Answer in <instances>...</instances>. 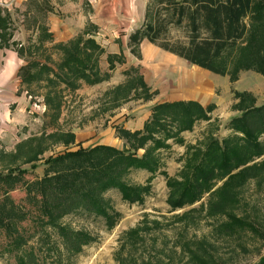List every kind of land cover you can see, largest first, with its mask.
Segmentation results:
<instances>
[{"label": "rangeland", "instance_id": "obj_1", "mask_svg": "<svg viewBox=\"0 0 264 264\" xmlns=\"http://www.w3.org/2000/svg\"><path fill=\"white\" fill-rule=\"evenodd\" d=\"M80 2L26 0L24 5L9 11L5 3L0 2V18L8 16L5 31L11 34L6 46L16 53L20 47L24 49L23 57L17 53L23 66L41 61L55 69L62 58L61 52L54 48L55 44L68 43L81 35L85 27L95 26L90 4L84 2L80 6ZM50 16H55L57 23L51 25ZM42 27L52 34L51 41L38 42ZM95 28V32L87 37L94 38L103 47L98 69L109 78L95 85L81 83L76 90L60 84L61 107L56 119L44 100L48 91L46 82L23 84L17 72V95L24 96L25 100L21 113L12 124L6 125L0 120V173L14 168L24 171L18 173L19 179L14 186L0 188V264H16L13 254L5 252L16 231L30 238L24 247L29 264H55L51 258L44 260L37 249L38 240L40 243L44 236L41 232L44 210L41 195L33 185L43 176L44 162L67 151L99 145L129 149L125 140L119 138L118 130L141 131L152 108L159 104L156 57L152 53L146 55L145 41L139 47V57L131 53L128 44L122 46L120 42L139 27L103 31ZM1 31L0 28V34ZM59 35L69 40L58 42ZM117 48L119 53H110ZM119 55H122L123 63H118L116 58L114 69L109 70L107 57ZM193 68L197 82L204 85L203 71ZM138 76L143 77L149 93H153L146 100V93L136 86V81H131ZM208 76L209 88L202 106L214 105L208 114L210 119L198 121L190 132L181 133L183 143L166 142L169 148L157 152L162 164L159 171L151 174L133 170L124 177L132 186H148L149 193L142 203L130 205L116 190L105 192V199L120 215L113 229H108L102 218L93 215L75 214L62 219L63 224L84 229L95 239L70 260L71 264H256L264 256V155L254 161L261 165L256 176L233 185L236 200L223 214H213L210 205L218 199L217 189L226 178L217 182L194 205L172 210L166 202L169 194L167 177L178 178L186 163L188 148L203 149L209 137L222 140L231 134L228 122L240 113L235 94L247 93L254 105L264 104V78L254 70L240 71L235 82L230 81L229 75L209 72ZM197 89H200L199 85ZM68 134H74V140L65 145ZM261 141L264 144V136ZM35 153H38L37 161L25 163ZM143 154V149L137 151V155ZM33 164L37 167L32 168ZM240 220L244 225L234 222ZM46 231L51 240L59 243L50 228Z\"/></svg>", "mask_w": 264, "mask_h": 264}, {"label": "trees", "instance_id": "obj_2", "mask_svg": "<svg viewBox=\"0 0 264 264\" xmlns=\"http://www.w3.org/2000/svg\"><path fill=\"white\" fill-rule=\"evenodd\" d=\"M144 13V22L130 33L127 42L136 57H139L140 45L146 40L189 65L215 75H229L231 82L236 81L240 71L248 70H254L264 78V0H148ZM7 24L8 16L0 18V42L5 45L11 36L5 31ZM40 30L39 43L52 40L47 28ZM94 30L95 26L90 25L68 43L55 44L54 48L62 54L55 69L47 62L33 61L18 71L23 84L46 82L48 91L44 100L54 119L61 107L60 84L76 90L81 83L95 85L109 78L108 74H100L98 69L103 47L94 38L87 37ZM17 53L23 57L24 49L20 47ZM121 56L107 57L109 70L114 69L116 58L118 63H123ZM127 75L131 76L130 73ZM131 81H136V86L146 93L145 100L153 94L149 93L142 76ZM235 96L239 100L236 107L240 113L228 122L231 134L222 140L209 137L203 149L189 147L178 178L167 177L169 194L166 202L172 210L194 205L217 182L226 178L217 189L218 199L210 205L213 214H223L236 200L233 185L253 178L261 169V165L254 161L264 155L261 141L264 136V104L254 105L247 93H236ZM213 109V104L203 107L193 100L156 104L141 131L118 130L119 138L125 140L129 149L99 145L67 151L46 160L43 176L33 185L41 195L44 210L41 229L44 236L40 243L38 240L37 248L44 260L51 258L55 264H71L73 257L95 241L86 230L63 224L62 219L66 216L93 215L102 218L108 229H113L120 215L105 199V192L116 190L130 205L142 203L149 193L148 186H132L124 177L133 170L151 174L159 171L162 164L157 152L169 148L168 140L183 143L181 133L190 132L198 121L209 120L208 114ZM66 136L65 145L73 143L74 134ZM139 149L144 150L141 156L137 155ZM37 155L35 153L25 163L37 161ZM36 167L32 165V168ZM22 171L14 168L5 174L0 173V188L14 186L19 179L18 173ZM234 222L244 225L241 220ZM47 228L55 233L59 243L51 240ZM16 232L5 252L13 254L16 264H29L24 247L30 238ZM256 264H264V256Z\"/></svg>", "mask_w": 264, "mask_h": 264}, {"label": "crops", "instance_id": "obj_3", "mask_svg": "<svg viewBox=\"0 0 264 264\" xmlns=\"http://www.w3.org/2000/svg\"><path fill=\"white\" fill-rule=\"evenodd\" d=\"M80 1V6L84 2L90 4L92 14L94 15L93 23L98 31L114 29L129 30L140 27L144 21V11L148 2V0ZM0 2L5 3L9 11L13 7L24 5L26 0H0ZM53 17L55 16L48 18L51 25L57 23ZM129 35L120 41L122 46L128 44ZM68 40L69 38H62L61 36L56 38L58 42H67ZM144 43L146 55L152 53L156 57L159 104L163 102H176L178 100H193L202 105V100L206 98L209 88V71L207 72L197 67L200 71H203L205 84L201 86L195 77L196 73L194 68L192 69L193 65L189 69V64L182 58L174 56L157 46L154 47L146 40ZM110 53H119L118 48ZM21 66H23V61L20 60L17 53L10 46H6L3 43L0 44V120L4 121L6 125L12 124L15 117L21 113L24 104L25 97L17 95L19 81L16 75ZM198 85L200 89H197ZM13 106L14 110L11 111Z\"/></svg>", "mask_w": 264, "mask_h": 264}]
</instances>
